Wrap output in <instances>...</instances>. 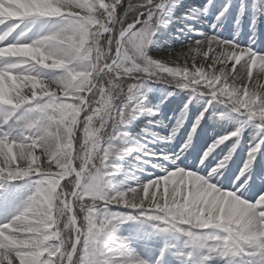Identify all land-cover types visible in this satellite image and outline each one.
I'll return each mask as SVG.
<instances>
[{
  "label": "snow or ice",
  "instance_id": "1",
  "mask_svg": "<svg viewBox=\"0 0 264 264\" xmlns=\"http://www.w3.org/2000/svg\"><path fill=\"white\" fill-rule=\"evenodd\" d=\"M123 2L0 0V106L5 109L0 112V210L20 200L14 182L39 177L34 190L8 220L0 223V264H164V256L170 250L167 244L154 261L142 258L124 243L119 245L124 250L119 256L100 251L104 237L128 221H159L163 226L155 227L160 231L183 232L193 245L205 249L202 264H214L217 260L224 264H264V193L252 202L241 198L250 189L255 158L264 151V136L251 147L232 191L221 190L216 183L209 182L227 168L247 120L204 153L201 164L225 141L235 138L232 150L211 169L207 179L180 167L179 156L146 153L158 160H171L175 167L165 169L162 176L108 194L103 191L104 177L117 166V159L133 151H121L115 145L122 134L121 126L135 119L138 111L140 85L130 80L132 90L125 88L128 96L115 108V121L119 123L113 127V116L109 114V138L95 156L85 153L84 159H80L84 149L79 146L77 151L79 131L71 126L74 108L82 109L85 101L92 105L89 112L100 107L94 102L100 95L97 74L102 77L111 64V58L98 60L95 51L89 55L90 38L99 37L103 47L110 48L114 55L117 40L123 42L136 33L137 25L143 35L145 31L150 34L157 21L167 22L169 8L176 0H129L124 21L119 29H114L110 21L113 16L119 21L118 10ZM226 11L227 7L220 17ZM130 13L133 15L129 22ZM40 24L52 27L47 31L41 29L35 39H26ZM101 25L113 30L104 31ZM191 53H195L191 64L170 66L165 61L164 67L169 71L156 75L177 89H190L197 98L207 97L204 111L195 120L193 135L216 102L248 120H258L259 130L264 133V85L254 83L264 77V54L217 35H204L191 43ZM197 56L200 63L195 62ZM41 69L56 75L43 78ZM144 76L148 82L156 80L150 73ZM187 109L185 105L168 139H174L180 131ZM223 116L220 114V118ZM73 131L76 135L71 137L69 148ZM192 139L190 135L181 154L192 146ZM139 151L145 152V146L140 145ZM85 163L90 172L82 170ZM66 171L71 174L66 176ZM78 176L88 178L77 186ZM57 193H62L60 200L64 205L71 202L72 213L65 209V219L68 215L74 217L67 240L56 223L54 210L50 219L44 214ZM113 206L132 212H113ZM180 255L192 259V253Z\"/></svg>",
  "mask_w": 264,
  "mask_h": 264
},
{
  "label": "rangeland",
  "instance_id": "2",
  "mask_svg": "<svg viewBox=\"0 0 264 264\" xmlns=\"http://www.w3.org/2000/svg\"><path fill=\"white\" fill-rule=\"evenodd\" d=\"M258 4H261L264 12V0H183L177 2L169 8V15L165 18L167 24L161 26L156 32L148 49V54L153 58H163L170 63V66L191 64L192 56L195 53L189 54V45L202 39L204 35H217L218 38L234 41L242 47H251L258 54H264V44L262 43L263 45L259 47L260 34L262 33L260 27H264V19L263 23L258 26L256 21L260 13ZM226 7L227 11L223 17H220V13ZM218 17L220 18L218 19ZM220 23H222L221 26H219ZM170 26L173 29H170ZM189 26L195 31L190 30ZM51 27L52 24L37 25L28 33L26 39H35L41 29L47 31ZM230 27L233 29L232 36ZM13 35L15 36L16 33ZM195 62H201L199 56L196 57ZM55 75L54 71L41 69L43 78H52ZM254 83L264 85V77L259 78ZM169 93L172 92L153 85L140 90L138 101L141 110L150 108L155 114L150 116L151 120L147 123L143 124L136 116L129 123L121 126L122 134L115 141V145L123 150L133 149V151L126 152L125 155L117 159L115 162L117 166L111 171V174L105 176L106 193L114 194L117 190H124L144 183L162 176L165 169L175 167L171 160H158L146 153H158L164 156L174 155L179 156V159L185 156L184 158L187 157V159L184 163H180V167L194 171L207 179L211 169L216 168L219 161L232 150L235 138L225 141L224 144L214 150L212 155L204 161V164H201L204 153L216 140L241 127L242 122L247 120L248 122L243 124L239 144L236 146V151L227 168L222 170V175L209 181L216 183V186L221 190H233L232 185L237 182L236 178L248 160L251 147L264 136V133L259 130V121L248 120L247 117L232 112L227 105L216 102L214 107L209 108L201 125L193 135L192 129L195 120L204 111L207 97L197 98V94L190 89H181L172 95H168ZM185 105L188 106L186 119L175 139L171 141L161 139V137L171 136L177 120L185 111ZM3 111L5 109L0 106V112ZM220 114H224L223 118H220ZM190 135L193 136L192 146L181 154V150ZM160 144L171 145L173 148H177L179 152L169 154L168 149L159 147ZM140 145L146 146L145 152L139 151ZM177 163H179L178 160ZM194 166L195 168H193ZM31 178L21 179V186L16 187L20 193V200L7 205L6 210H0V223L8 220L19 203L34 190L32 189ZM249 185L251 189L241 197L242 199H247L253 195L255 196L252 199H256L259 194L264 193V151L258 153L255 158L253 180L249 181ZM116 207L113 206L112 208ZM121 243L127 244L136 254L151 261L159 257L160 250L167 244L170 250L164 256V264H169V261H176V264L190 262L180 253H192V264H202L206 254L205 249L193 245L190 238L183 232L160 231L158 228L155 229L137 221L119 224L108 236L104 237L100 251L119 256L124 252L123 249L119 248ZM178 247H182L180 252L177 251ZM214 264H224V261L217 260Z\"/></svg>",
  "mask_w": 264,
  "mask_h": 264
},
{
  "label": "clouds",
  "instance_id": "3",
  "mask_svg": "<svg viewBox=\"0 0 264 264\" xmlns=\"http://www.w3.org/2000/svg\"><path fill=\"white\" fill-rule=\"evenodd\" d=\"M123 21L124 14H120L119 21L113 16L110 23L113 24L114 29H119ZM166 24L167 22L157 21L156 25L149 30L150 34L148 31H145L142 35L139 29L126 40H123V42L118 39L116 42V53L114 55L111 54L110 48L105 49L103 47L99 37L94 35L90 38L89 55L95 51L98 54V60H107L111 58V64L107 65L108 72L104 73L102 77L99 73L97 74L99 78L98 90L100 95L95 98L94 102L99 103L100 107L93 108V110L89 112L88 108L92 107V105L87 104L85 101V106L82 109H79V106L74 108V123L71 126L79 131L80 147L84 149L80 154V159H84L85 153H87L89 157L95 156L99 152V147L109 138V114L113 116V127L119 123L115 121V108L118 102H123L124 98L128 96V93L125 92V88L127 87L129 92L132 90L133 84L129 83L130 80L140 85L137 90L138 95L141 89L148 87V77L144 76L145 73L156 76L157 82H167L165 78L156 75L157 72L169 71V69L164 67L165 60L163 58H153L148 54V46L153 42V36H155V33L161 26H166ZM101 26L104 31L113 30L106 26ZM101 72H103V69H101ZM79 75H84V73H80ZM88 75L90 76L91 74L89 73ZM85 79L87 80V77ZM93 87H97V85L93 83ZM136 109L138 111L135 112V117L145 114V111L149 115L155 114L152 109L141 110L140 103L136 106ZM130 115L132 114L130 113ZM121 116L123 117V113H121ZM81 117H83V119H81ZM75 135L76 132L73 131L69 136V148L72 145L71 137ZM168 137H161V139L169 141L175 139H168ZM121 151H123V149H121ZM68 156L70 160L71 153H69ZM87 162L90 163L91 160L89 159ZM93 167H95V165H93ZM82 170L90 172V170L87 169V163L82 166ZM70 174L71 173L67 171L65 173L66 176ZM85 178L88 177L78 176L76 181L77 186H79ZM67 190V187H65L64 191ZM60 195H62V193H57L51 199L44 214L50 219L52 217L49 214L54 210L56 223L61 226L60 231L63 233L65 240H67L70 235L69 225L73 222L74 217L68 215L67 219H65V209H67L68 213H72L71 202H69L68 205H64L63 200H60ZM57 200L60 201L59 204L56 203Z\"/></svg>",
  "mask_w": 264,
  "mask_h": 264
},
{
  "label": "trees",
  "instance_id": "4",
  "mask_svg": "<svg viewBox=\"0 0 264 264\" xmlns=\"http://www.w3.org/2000/svg\"><path fill=\"white\" fill-rule=\"evenodd\" d=\"M128 2H129V0H124L123 4L121 5L120 9L118 10V11H119V14H121V15L124 14V12L127 10ZM132 2H133V3H136V2H138V0H132ZM132 15H133V14H131V13L129 14V22H130L131 19H132ZM140 27H141V26L139 25V26L137 27V30H139ZM153 81H154V82H157L156 80H153ZM157 83L163 84V85H165V86H170V87H172V89H176V87H175L174 84H168V83H164V82H157ZM124 102L127 103L128 101L125 99ZM79 135H80V134H77V136H76L77 151H79V146H80ZM77 166H78V162H77ZM65 183H67V182H65Z\"/></svg>",
  "mask_w": 264,
  "mask_h": 264
},
{
  "label": "bare ground",
  "instance_id": "5",
  "mask_svg": "<svg viewBox=\"0 0 264 264\" xmlns=\"http://www.w3.org/2000/svg\"><path fill=\"white\" fill-rule=\"evenodd\" d=\"M178 1H180V0H176V2H178ZM160 148H163V149H166V150L168 149L167 152L170 153V154L178 153L177 149H173L172 146H170V145L161 144Z\"/></svg>",
  "mask_w": 264,
  "mask_h": 264
}]
</instances>
